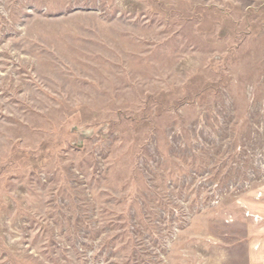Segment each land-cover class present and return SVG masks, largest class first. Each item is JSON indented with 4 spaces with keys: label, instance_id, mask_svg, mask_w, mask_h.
<instances>
[{
    "label": "rangeland",
    "instance_id": "rangeland-1",
    "mask_svg": "<svg viewBox=\"0 0 264 264\" xmlns=\"http://www.w3.org/2000/svg\"><path fill=\"white\" fill-rule=\"evenodd\" d=\"M264 226V0H0V264H244Z\"/></svg>",
    "mask_w": 264,
    "mask_h": 264
},
{
    "label": "crops",
    "instance_id": "crops-1",
    "mask_svg": "<svg viewBox=\"0 0 264 264\" xmlns=\"http://www.w3.org/2000/svg\"><path fill=\"white\" fill-rule=\"evenodd\" d=\"M247 240L244 264H264V226L257 227Z\"/></svg>",
    "mask_w": 264,
    "mask_h": 264
}]
</instances>
